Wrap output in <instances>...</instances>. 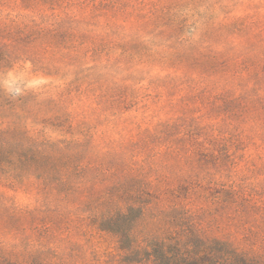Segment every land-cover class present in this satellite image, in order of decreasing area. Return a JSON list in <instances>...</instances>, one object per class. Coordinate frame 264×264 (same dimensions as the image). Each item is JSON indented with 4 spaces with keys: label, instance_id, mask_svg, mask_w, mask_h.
Here are the masks:
<instances>
[{
    "label": "rangeland",
    "instance_id": "374dc122",
    "mask_svg": "<svg viewBox=\"0 0 264 264\" xmlns=\"http://www.w3.org/2000/svg\"><path fill=\"white\" fill-rule=\"evenodd\" d=\"M116 210L264 262V0H0V264H158Z\"/></svg>",
    "mask_w": 264,
    "mask_h": 264
},
{
    "label": "trees",
    "instance_id": "16d2710c",
    "mask_svg": "<svg viewBox=\"0 0 264 264\" xmlns=\"http://www.w3.org/2000/svg\"><path fill=\"white\" fill-rule=\"evenodd\" d=\"M125 215L118 210L114 213L103 211L98 227L100 230H109L119 235L121 237L119 241L122 244L120 249L124 250L126 254L140 255L141 258L146 252V258L153 257L158 264H264V262L248 258L227 242L213 240L207 243L199 240L192 230H187L189 236L184 242L178 238L179 234L166 232V236L159 241L158 246H153L149 240L145 249H142L134 244L135 237L130 233V230L121 228L127 221ZM126 240L128 244L123 246ZM193 240H196L195 244L192 242Z\"/></svg>",
    "mask_w": 264,
    "mask_h": 264
}]
</instances>
